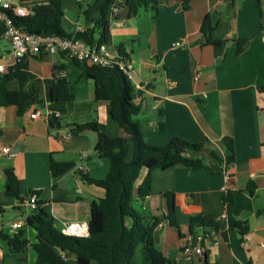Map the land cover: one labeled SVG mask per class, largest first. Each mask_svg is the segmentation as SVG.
Returning <instances> with one entry per match:
<instances>
[{"label": "crops", "instance_id": "crops-1", "mask_svg": "<svg viewBox=\"0 0 264 264\" xmlns=\"http://www.w3.org/2000/svg\"><path fill=\"white\" fill-rule=\"evenodd\" d=\"M103 1L63 0V30L74 33L92 28L85 13L97 21ZM182 5L181 0H158L155 9H140L130 18L122 2L111 5L105 48L110 56L129 60L134 102L141 106L135 119L147 143H206L222 162L194 155L203 160L204 168L153 170L150 190L136 206L154 217L167 216L163 194L174 193L179 227L163 222L153 232V243L175 264H264V0H189L187 11ZM206 15L214 24L211 38L221 41L220 45L202 44L200 27ZM22 63L29 74L22 89L36 88L37 101L20 113L14 105L0 107V144L15 154L11 159L0 158V234L12 237L22 230L27 246L14 253L0 239V264L36 263L32 245L37 233L26 224L29 196L45 203L59 231L67 223L87 227L91 203L104 197V190L87 179L103 180L109 161L94 151L96 133L73 135L75 125L95 122L109 138L121 136L109 116L108 102L95 99L93 81L75 62L43 54L25 56ZM0 65L4 67L0 74L16 65L10 45L2 38ZM58 81L65 82L68 99L51 102L49 90ZM34 111L40 114L36 119L31 118ZM47 111L58 114V127L49 125ZM66 132L71 139L59 141ZM230 154L233 160L225 164ZM131 157L130 144L126 160ZM51 162L72 167L52 177ZM80 166L86 174H80ZM8 170L19 182L22 201L4 194ZM146 173L140 169L136 185ZM227 197L232 201L230 218L238 225L230 230ZM197 215L210 217L219 227L215 232L196 228L195 234H210L211 240L202 254L185 255L183 248L191 236L189 220ZM15 222L23 227L14 230ZM68 260L74 263V257Z\"/></svg>", "mask_w": 264, "mask_h": 264}, {"label": "trees", "instance_id": "trees-1", "mask_svg": "<svg viewBox=\"0 0 264 264\" xmlns=\"http://www.w3.org/2000/svg\"><path fill=\"white\" fill-rule=\"evenodd\" d=\"M63 0H48V5L35 8L32 15L14 17L13 22L18 28L35 35H58L66 38L81 40L92 46H107L109 43L108 9L111 5L122 2L126 8V17L135 16L140 9H155L158 0H104L99 7V19L92 21L85 13L88 23L93 27L82 32L67 33L62 28L64 17ZM185 11L189 8V0H181ZM214 24L209 15H206L200 27L204 45H220L221 41H213L211 33ZM4 26L0 23V38L4 33ZM99 31L98 36L96 35ZM242 45H239V50ZM120 57H124L120 55ZM82 69L83 75L94 83V97L97 101H106L109 104V116L121 132L118 138H109L100 131L97 123L89 122L77 124L71 130L73 135L92 131L97 135L94 151L98 157L109 161V169L103 180H88L90 183L104 190L102 199L93 201L90 205V219L88 234L84 237L66 236L54 226L53 218L47 213L45 203L37 201L26 218V224L33 228L37 235V242L32 245L36 254L35 264H175L157 250L153 243V232L160 223L168 222L178 229L175 214V198L173 192H165L167 216L154 217L141 210L136 203L142 202L151 187V172L155 169L167 170L175 167H185L199 170L205 167L203 160L198 156H206L221 163L220 157L209 150L206 143L167 144L155 146L145 141L140 124L136 117L141 106L134 102L135 87L116 66L101 68L85 66L73 61ZM29 77L22 60L6 74H0V107L14 105L18 112H22L37 101L36 88L24 92L22 85ZM14 83L16 88H10ZM65 82L58 81L51 86L49 97L51 102L68 99ZM60 92L64 93L61 95ZM57 117L48 119L51 127H58ZM228 150L231 146L225 141ZM130 144L132 157L127 161ZM191 156H186V151ZM233 160L232 154L225 158L224 163ZM70 163L50 164L52 177L59 176L69 169ZM141 168L147 173L144 179L136 185ZM214 171L219 172V169ZM251 185H249L250 188ZM252 193V189H250ZM4 194L7 197L21 200L19 182L10 170L5 172ZM31 193H27L30 195ZM227 220L229 230L238 225L232 222L230 211L232 201L226 198ZM2 210L0 209V213ZM198 227L218 230L219 222L207 216H193L189 220V234L195 235ZM223 238L225 234L222 233ZM2 239L14 253H21L26 249L27 242L24 232L20 230L14 236L0 234ZM74 257V263L68 258Z\"/></svg>", "mask_w": 264, "mask_h": 264}, {"label": "built area", "instance_id": "built-area-1", "mask_svg": "<svg viewBox=\"0 0 264 264\" xmlns=\"http://www.w3.org/2000/svg\"><path fill=\"white\" fill-rule=\"evenodd\" d=\"M48 5V0H0V23L4 26V33L1 36L10 45L11 54L16 60L20 62L25 56H39V55H62L70 61H77L85 66H98L106 68L116 66L121 72L130 79L129 60L126 57H112L106 50L105 46H98L93 44L89 46L81 40L74 38H66L58 35H35L26 32L15 26L13 22L14 17H26L32 15L35 8ZM81 32V31H80ZM178 43L176 46H180ZM0 71H4V67L0 65ZM140 86H136L139 90ZM40 116L38 111L31 114L32 119ZM50 116L58 117V114L53 111H47L46 119ZM71 133H63L59 137V141L64 142L71 139ZM15 154L8 146L0 144V158L11 159ZM81 175L86 174L84 166L79 167ZM37 202L35 195H31L25 201V205L31 210ZM160 223L158 226H162ZM23 223L15 222L12 225L14 230H20ZM62 234L66 236L84 237L87 235V228L74 223H67L61 229ZM211 240L210 234L200 233L190 236L189 243L183 248L185 255L195 254L200 255L203 252V246L208 244ZM194 244L190 248V245ZM264 248V242L261 243Z\"/></svg>", "mask_w": 264, "mask_h": 264}, {"label": "water", "instance_id": "water-1", "mask_svg": "<svg viewBox=\"0 0 264 264\" xmlns=\"http://www.w3.org/2000/svg\"><path fill=\"white\" fill-rule=\"evenodd\" d=\"M86 228H87V233H88V226Z\"/></svg>", "mask_w": 264, "mask_h": 264}]
</instances>
